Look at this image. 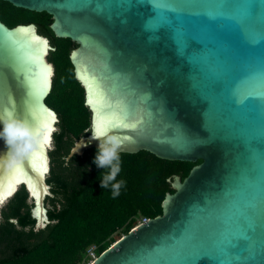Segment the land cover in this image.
I'll return each mask as SVG.
<instances>
[{"label": "water", "instance_id": "1", "mask_svg": "<svg viewBox=\"0 0 264 264\" xmlns=\"http://www.w3.org/2000/svg\"><path fill=\"white\" fill-rule=\"evenodd\" d=\"M5 1L50 14L54 35L77 45L70 60L90 127L66 160L98 148L94 124L113 115L127 125L109 129L120 152L201 160L183 179L173 175L161 215L138 223L91 264H264V0ZM51 49L34 24L0 20V130L4 121H23L39 139L33 152L44 129L30 122L48 110L54 131L58 121L45 103ZM90 101L101 102L102 115ZM54 131L43 176V157L33 152L11 168L0 163V209L24 186L35 229L48 221L43 201L51 195ZM6 152L0 139V156Z\"/></svg>", "mask_w": 264, "mask_h": 264}, {"label": "trees", "instance_id": "2", "mask_svg": "<svg viewBox=\"0 0 264 264\" xmlns=\"http://www.w3.org/2000/svg\"><path fill=\"white\" fill-rule=\"evenodd\" d=\"M0 20L8 27L34 24L48 37L52 47L48 60L54 66V75L45 103L58 119L46 179L51 192L45 198L48 221L34 228L33 205L25 187L20 186L0 209V264H86L90 246L99 255L143 218L161 215L166 193L174 191L173 175L183 179L201 160H167L146 150L120 152L121 172L116 179L126 184L113 198L111 186L100 187L101 173L109 170L93 163L96 147L82 156L65 159L73 143L87 135L90 127L84 88L70 60L76 43L54 35L49 26L52 16L45 11H31L0 0Z\"/></svg>", "mask_w": 264, "mask_h": 264}, {"label": "clouds", "instance_id": "3", "mask_svg": "<svg viewBox=\"0 0 264 264\" xmlns=\"http://www.w3.org/2000/svg\"><path fill=\"white\" fill-rule=\"evenodd\" d=\"M0 139L4 141L7 152L0 156V163L11 168L20 163L33 152L39 142L38 137L23 121H4L0 130ZM92 140L98 141V148L93 163L101 169L107 168L109 171L101 173L102 179L100 187L102 189L111 186L112 197L120 195V190L125 186L124 180L117 181V176L121 172V140L118 136L109 134L107 122L94 124ZM87 146V145H85Z\"/></svg>", "mask_w": 264, "mask_h": 264}, {"label": "snow or ice", "instance_id": "4", "mask_svg": "<svg viewBox=\"0 0 264 264\" xmlns=\"http://www.w3.org/2000/svg\"><path fill=\"white\" fill-rule=\"evenodd\" d=\"M35 42L41 43L39 38H36ZM42 43L44 45V50L46 52L47 42L43 41ZM43 80H44L45 86H48L50 81H49V69H48L47 65H44V68H43ZM41 90L44 91L43 88ZM32 102L35 105V104H38L39 101H38V99H33ZM90 103L93 105V110L97 115L103 114L102 109L99 106L101 102L90 101ZM55 119H56L55 115L53 113H51L50 110H48V111H46L45 116L40 121L33 120L30 122V126L33 127V129L36 132H39L40 127H43V129H44L43 140L40 143L39 150L32 153V155L34 157L35 156L43 157V160H44L43 169H44V171H42L39 174L40 176H43L44 173L47 171V155H46L44 149H45V146L50 143L51 134L54 131L53 125L55 123ZM26 122H28V121H26ZM107 124H108L109 129L127 126L124 121L119 120L115 115H113V119L111 121H108ZM20 170H21L20 167L17 166L16 171H20ZM25 175H27V173H25ZM28 182H30V180ZM3 192H4V186L0 185V203H3V200L6 198L3 195Z\"/></svg>", "mask_w": 264, "mask_h": 264}, {"label": "built area", "instance_id": "5", "mask_svg": "<svg viewBox=\"0 0 264 264\" xmlns=\"http://www.w3.org/2000/svg\"><path fill=\"white\" fill-rule=\"evenodd\" d=\"M146 220H147V218H143L140 222H144ZM87 254H88V257H89V261L86 264H91L92 261L94 260V258L97 256L94 246H90L88 248Z\"/></svg>", "mask_w": 264, "mask_h": 264}, {"label": "flooded vegetation", "instance_id": "6", "mask_svg": "<svg viewBox=\"0 0 264 264\" xmlns=\"http://www.w3.org/2000/svg\"><path fill=\"white\" fill-rule=\"evenodd\" d=\"M29 199V198H28ZM29 202L31 203V201L29 200ZM32 204V203H31ZM43 205H44V207H45V209H46V211H47V206H48V204H47V202H46V199H44V201H43ZM33 208V207H32ZM31 213H33L32 211H31ZM33 215V217H35L34 216V214H32ZM46 216H47V213H46ZM36 220V219H35ZM34 228H35V226H34Z\"/></svg>", "mask_w": 264, "mask_h": 264}]
</instances>
